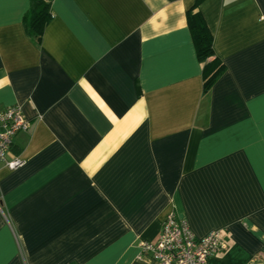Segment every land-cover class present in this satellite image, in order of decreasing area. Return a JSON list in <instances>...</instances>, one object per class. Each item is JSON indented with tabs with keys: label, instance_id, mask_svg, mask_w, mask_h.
Listing matches in <instances>:
<instances>
[{
	"label": "crops",
	"instance_id": "obj_1",
	"mask_svg": "<svg viewBox=\"0 0 264 264\" xmlns=\"http://www.w3.org/2000/svg\"><path fill=\"white\" fill-rule=\"evenodd\" d=\"M197 0H0V110L30 128L0 162V264H149L166 217L264 264V0H202L225 72L203 94L186 13Z\"/></svg>",
	"mask_w": 264,
	"mask_h": 264
},
{
	"label": "built area",
	"instance_id": "obj_2",
	"mask_svg": "<svg viewBox=\"0 0 264 264\" xmlns=\"http://www.w3.org/2000/svg\"><path fill=\"white\" fill-rule=\"evenodd\" d=\"M29 128L30 122L19 105L0 110V162L5 168L15 170L22 165L20 158L11 155V147L15 136ZM138 249L139 257L147 259L149 264H207L225 245L218 231L196 238L187 222L171 213L163 222L157 240L140 242Z\"/></svg>",
	"mask_w": 264,
	"mask_h": 264
},
{
	"label": "trees",
	"instance_id": "obj_3",
	"mask_svg": "<svg viewBox=\"0 0 264 264\" xmlns=\"http://www.w3.org/2000/svg\"><path fill=\"white\" fill-rule=\"evenodd\" d=\"M201 1H196L186 13V19L197 61L202 65L203 94L206 95L225 72V66L214 56L212 35L198 9ZM50 8L51 0H29L23 26L27 36L37 45H40L43 31L51 19Z\"/></svg>",
	"mask_w": 264,
	"mask_h": 264
}]
</instances>
